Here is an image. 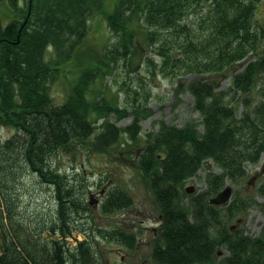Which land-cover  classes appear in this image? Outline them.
I'll return each instance as SVG.
<instances>
[{"label": "trees", "instance_id": "obj_1", "mask_svg": "<svg viewBox=\"0 0 264 264\" xmlns=\"http://www.w3.org/2000/svg\"><path fill=\"white\" fill-rule=\"evenodd\" d=\"M104 1L25 0L21 7L18 0H7L12 15L5 23L0 20V125L16 132L0 142V264H102L88 240L95 226L87 196L91 183L76 170L73 176L60 172L54 162L61 150L108 153L123 144L134 151L135 165L160 215L153 262L264 264V225L254 237L229 225L232 219L239 222L249 202H207L225 181L240 179L264 154V32L254 21L260 0H120L103 13L112 40L99 58L82 60L77 50L87 18L102 12ZM140 33L159 55L162 73L203 76L175 87L191 96L197 117L180 126L156 120L157 129L145 135L139 133L140 122L151 112L138 101L130 104L128 125L109 120L110 113L116 120L125 117L127 107H120L116 96L106 99L109 87L103 80L114 64L126 65L135 55ZM47 49L54 56L47 58ZM250 53L256 56L250 59ZM71 58L79 59L78 74L66 99L53 104L50 84ZM242 61L227 89H219L210 77ZM97 79L101 88L91 96L90 85ZM202 169L205 188L184 202V182ZM24 173L46 183L52 196L49 211L42 218L33 215L30 227L15 213V182ZM131 204L128 193L110 185L99 210L109 214ZM73 231L83 238L76 240ZM43 232L49 239L41 237ZM96 232L133 246L130 232ZM71 237L73 246L67 241ZM218 248L226 255L217 258Z\"/></svg>", "mask_w": 264, "mask_h": 264}, {"label": "rangeland", "instance_id": "obj_2", "mask_svg": "<svg viewBox=\"0 0 264 264\" xmlns=\"http://www.w3.org/2000/svg\"><path fill=\"white\" fill-rule=\"evenodd\" d=\"M119 1L105 0L102 12H93L88 16V29L77 50V56H80L82 60L99 58L107 42L112 40V33L107 27L103 13L110 11ZM24 4L25 0H18L19 6L22 7ZM11 15L7 0H0L1 22L8 21ZM254 21L257 27L264 32V0H260L256 5ZM136 41L138 43L135 55L130 57L128 63L124 65V62L118 61L117 64H114V68H111L112 72L110 70L104 76L103 80L109 87V90L104 93L106 99L116 96L120 107H127L125 117L116 120L115 115L110 113L109 120L120 127L128 125L133 118L130 107L132 101H138V104L144 105L151 112V116L140 122V135L155 131L157 129L156 120L162 119L166 123L180 126L184 121L196 118L197 114L191 110V96L182 88L177 93L175 87L184 81L203 76L188 74L183 77H173L162 73L158 67L160 57L144 40L143 33L138 34ZM263 41L264 34L260 44ZM50 50L46 51L47 58L54 56ZM255 56L256 54H249L250 59ZM78 60L71 58L60 65L61 71L49 87V95L53 104H61L69 94L72 82L78 74L80 65ZM244 62L231 66L229 71L223 75L210 78H215L219 89L226 90L230 75L241 69ZM90 88L91 96H97L101 88L100 80L97 79L90 85ZM146 95L148 98L144 101ZM230 95L231 93H228V97ZM237 110H240V106ZM15 132L16 129L12 126L0 125V142L11 137ZM129 149L130 146L123 144L110 148L108 153H87L82 148L80 151L61 150L54 162L55 168L60 172L73 176V172L76 170L88 183H91L87 190V196L89 201L91 200L89 214L94 222L92 225L95 226L91 227L93 230H90L88 240L92 252L102 264H156L151 259V251L155 243V234L152 228L158 226L159 213L135 165L134 151L130 152ZM73 152L74 154H71ZM208 165L210 166V163ZM205 171V169L200 170L197 176L184 182L183 189L190 188V192H184L186 195L183 197L184 202L188 200V196L205 188L202 181ZM215 171L217 170L215 169ZM101 179L103 185L98 184ZM15 184V194L18 197L15 208L17 220H20L22 225L30 227L33 215L34 218L38 216L42 218L49 211L52 204L50 188L31 173L19 174ZM226 184L231 188L229 201L234 198L245 199L250 204L239 222L236 223L232 219L229 225L243 230L246 235L257 236L264 225V192L260 193L259 191V189L264 191V154L256 164L247 166L240 179L235 182L225 181ZM110 185H115L128 193L132 204L109 214H103L99 210V203L103 200ZM3 222L7 223V221ZM96 228H116L130 232L133 235V246L129 248L123 243L100 237L97 235ZM72 236H75L76 240L83 238L81 234L74 231ZM41 237L44 240L49 239V235L45 232L41 233ZM75 239L74 237L69 238L68 244L73 246ZM217 251V258L226 255V252L221 248H218Z\"/></svg>", "mask_w": 264, "mask_h": 264}, {"label": "water", "instance_id": "obj_3", "mask_svg": "<svg viewBox=\"0 0 264 264\" xmlns=\"http://www.w3.org/2000/svg\"><path fill=\"white\" fill-rule=\"evenodd\" d=\"M264 45V43H263ZM186 192H190V188H185ZM231 196V188L229 185H224V187L216 192L213 196L209 197L207 199L208 204L211 205H224L229 201V198Z\"/></svg>", "mask_w": 264, "mask_h": 264}, {"label": "flooded vegetation", "instance_id": "obj_4", "mask_svg": "<svg viewBox=\"0 0 264 264\" xmlns=\"http://www.w3.org/2000/svg\"><path fill=\"white\" fill-rule=\"evenodd\" d=\"M159 218H160V215L158 216V219H159ZM158 222H159V220H158ZM157 227H158V226H157ZM157 227L152 228L154 234H156V232H157ZM121 259H122V258H121Z\"/></svg>", "mask_w": 264, "mask_h": 264}]
</instances>
